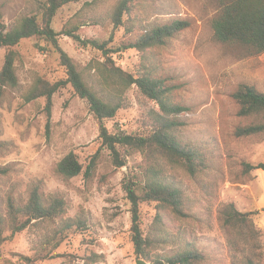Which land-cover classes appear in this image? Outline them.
Here are the masks:
<instances>
[{"label": "rangeland", "instance_id": "obj_1", "mask_svg": "<svg viewBox=\"0 0 264 264\" xmlns=\"http://www.w3.org/2000/svg\"><path fill=\"white\" fill-rule=\"evenodd\" d=\"M118 1L67 4L53 27L61 32L76 25L83 39L106 46L115 67L136 77L150 72L162 78L173 101L187 108L173 118L179 123L176 135L202 155L205 165L192 175L182 163L162 154L149 158L147 152L129 148L121 149L125 165L117 166L103 145L89 103L71 85L53 95L48 125L47 98L28 102L26 97L42 82L65 81L67 71L59 54L43 40L25 39L14 48L18 87L0 86V167L8 169L0 179V205L4 207L10 197L26 199L34 186H40L47 195L63 198L67 213L34 221L14 236L7 232L0 264H157L188 247L203 254L200 264H240L249 254L264 264V230L257 224L258 214L251 216L254 229L246 226L231 234L220 219L229 203L243 213L256 211L254 171L246 173L243 163H264V134L238 138L235 129L263 122V117H239L232 95L242 83L264 92V53L250 55L237 45L214 40L211 22L221 0H133L125 25L116 28L111 17ZM0 8L9 27L39 13L33 0H0ZM175 19L189 20L191 27L167 45L125 49L144 31ZM60 45L95 91L120 104L116 116L106 121L110 132L147 136L155 130L162 114L156 101L136 85L122 94L104 86L101 70L112 63L103 51L67 35L60 36ZM8 53L0 48V71ZM70 152L79 156L85 169L67 179L57 165ZM95 155L96 165L87 175ZM151 167L182 190L185 208L177 214L158 202L140 204L143 233L149 240V259H144L131 239V203L124 185L129 180L143 184ZM67 221L73 226L64 230Z\"/></svg>", "mask_w": 264, "mask_h": 264}, {"label": "trees", "instance_id": "obj_2", "mask_svg": "<svg viewBox=\"0 0 264 264\" xmlns=\"http://www.w3.org/2000/svg\"><path fill=\"white\" fill-rule=\"evenodd\" d=\"M39 4V13L25 16L9 27L4 21L0 8V48H7L5 65L0 71L1 88H16L19 85L15 61L17 47L23 40L37 38L43 40L48 48L59 54L63 66L67 71V79L54 84L42 82L26 100L46 97V111L50 119L52 116L53 95L62 87L71 85L75 93L87 100L95 119L100 126V138L103 145L108 148L116 161L117 166L125 165L121 159V149L134 148L147 152L152 158L155 154H162L172 161L182 163L192 175L204 164L202 155L192 147L185 146L176 135L179 123L173 119L187 108L173 101L172 90L166 82L150 72H144L136 77L115 67L111 61L108 50L103 43L93 39H83L77 32L78 26H70L57 32L53 27L57 13L67 4L84 2L89 5L104 0H33ZM133 0H119L112 13V23L116 28L125 25V17L131 14ZM220 11L213 18L211 27L214 40L224 45H237L245 49L250 55L264 53V0H221ZM191 27V22L185 19H175L168 23L157 25L141 33L135 43L129 44L125 49L135 48L146 51L155 47H162ZM67 35L84 46H92L104 52L111 67L104 65L101 76L104 86L115 88L122 94L129 87L136 85L147 98L158 103L162 114L159 115L155 130L147 136L136 134L128 135L123 132L112 133L106 126V121L116 116L120 109L119 103H113L95 91L83 78L73 59L62 49L60 36ZM239 110L237 115L242 118L262 116L263 122L238 126L235 136L249 137L255 134H264V92L254 85L242 83L232 95ZM97 155L87 167L89 175L96 165ZM205 165V164H204ZM246 173L257 169L264 170V163H243ZM84 164L75 152L63 157L57 165V171L64 178L71 179L84 172ZM8 174V169L0 167V179ZM128 199L131 203L132 226L131 239L136 254L149 259V240L145 237L142 228L140 204L142 202H158L161 208L172 209L177 214H183L185 199L182 190L173 183H167L161 171L156 167L148 170L147 179L143 184L129 180L124 185ZM67 213V203L61 197L47 195L40 186H34L26 199H8L3 207L0 205V247L6 241L5 234L11 232L14 236L26 230L34 221H43L54 218H63ZM259 214L258 211L240 212L233 203L224 205L220 211L222 226L230 234L241 231L244 227H253L251 216ZM81 225V223H80ZM73 224L67 221L64 230L72 228ZM63 231V229H62ZM43 248L41 250V256ZM48 256V255H46ZM204 256L196 249L186 248L182 252L166 259H159L157 264H200ZM29 260V259H27ZM240 264H262L256 261L251 254L246 255Z\"/></svg>", "mask_w": 264, "mask_h": 264}, {"label": "crops", "instance_id": "obj_3", "mask_svg": "<svg viewBox=\"0 0 264 264\" xmlns=\"http://www.w3.org/2000/svg\"><path fill=\"white\" fill-rule=\"evenodd\" d=\"M255 204L253 209L258 211L257 224L264 230V170H254Z\"/></svg>", "mask_w": 264, "mask_h": 264}, {"label": "water", "instance_id": "obj_4", "mask_svg": "<svg viewBox=\"0 0 264 264\" xmlns=\"http://www.w3.org/2000/svg\"><path fill=\"white\" fill-rule=\"evenodd\" d=\"M138 264H145V262L144 261H139V263Z\"/></svg>", "mask_w": 264, "mask_h": 264}]
</instances>
